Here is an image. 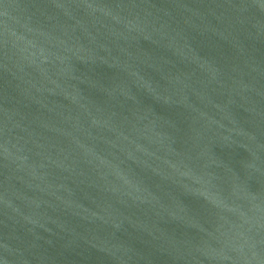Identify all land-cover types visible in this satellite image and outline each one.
Here are the masks:
<instances>
[{"label": "water", "instance_id": "obj_1", "mask_svg": "<svg viewBox=\"0 0 264 264\" xmlns=\"http://www.w3.org/2000/svg\"><path fill=\"white\" fill-rule=\"evenodd\" d=\"M0 264H264V0H0Z\"/></svg>", "mask_w": 264, "mask_h": 264}]
</instances>
